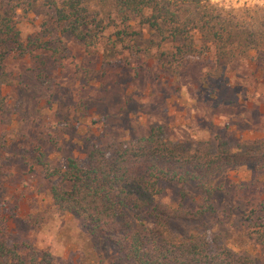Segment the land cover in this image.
<instances>
[{
    "label": "rangeland",
    "instance_id": "374dc122",
    "mask_svg": "<svg viewBox=\"0 0 264 264\" xmlns=\"http://www.w3.org/2000/svg\"><path fill=\"white\" fill-rule=\"evenodd\" d=\"M207 1L226 22L243 23L239 27L247 30L256 28L264 10V0ZM19 27L24 41L36 36L48 44L46 52L5 63L12 83L0 115V225L26 264L43 251L52 264H126L109 249L94 248L79 221L52 205L56 180L45 177L36 150L51 170L63 169L69 158L85 159L91 144L151 134L190 152L205 147L214 152L218 139L235 150H264V67L255 62L254 51L228 48L233 55L224 59L200 33L194 40L198 53L178 57V42L139 19L121 43L106 45L114 39L112 31L97 49H86L40 7L22 16ZM227 180L231 213L209 223L206 234L264 264V251L234 229L264 203V172L243 169ZM187 191L183 204L195 209L202 198ZM175 195L168 189L161 202L174 208ZM174 227L193 230L181 223Z\"/></svg>",
    "mask_w": 264,
    "mask_h": 264
},
{
    "label": "trees",
    "instance_id": "16d2710c",
    "mask_svg": "<svg viewBox=\"0 0 264 264\" xmlns=\"http://www.w3.org/2000/svg\"><path fill=\"white\" fill-rule=\"evenodd\" d=\"M36 7L49 12L52 23L86 49H97L112 31L114 39L106 45L121 43L139 19L165 40L178 42V57L198 53L194 40L201 33L222 58L232 57L228 48L254 51L255 62L264 67V10L256 28L247 30L239 27L243 23L226 22L207 0H0V115L12 83L5 63L48 50L36 36L22 39L21 18ZM36 151L45 177L56 180L52 205L79 221L94 248H107L126 264H259L206 232L209 223L231 213L228 174L264 172V150H235L218 139L214 152L208 147L190 152L151 134L102 147L91 144L85 159L69 158L63 169L53 170ZM188 188L202 198L195 209L183 204L190 197ZM168 189L176 194L174 208L161 202ZM178 223L193 230L178 232ZM234 229L264 251V203H257ZM5 237L0 225V264H26ZM28 264H52V257L43 251Z\"/></svg>",
    "mask_w": 264,
    "mask_h": 264
}]
</instances>
